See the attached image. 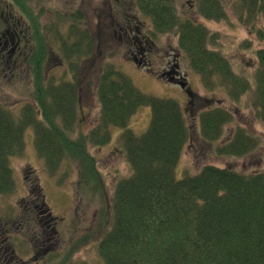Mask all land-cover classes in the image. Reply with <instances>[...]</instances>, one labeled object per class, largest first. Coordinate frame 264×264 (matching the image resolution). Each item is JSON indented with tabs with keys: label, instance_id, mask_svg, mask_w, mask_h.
<instances>
[{
	"label": "trees",
	"instance_id": "1",
	"mask_svg": "<svg viewBox=\"0 0 264 264\" xmlns=\"http://www.w3.org/2000/svg\"><path fill=\"white\" fill-rule=\"evenodd\" d=\"M12 1L31 17L35 33V48L28 60L34 101L25 102L20 114L0 101V196L15 189L11 159L24 153L28 128L34 130L36 150L50 175L65 166L78 169V190L103 194L101 171L89 148L109 145L117 130L132 174L117 182L112 206L107 203L100 213L96 234L101 235V262L96 264H264V171L247 173L207 164L197 173L177 178L176 168L192 136L182 106L173 98L144 92L112 62L101 67L98 75L96 122L76 136L84 78L80 68L95 50L94 35L80 26L81 14L71 17L67 33L60 25L48 30L27 0ZM197 1L204 18H229L222 0ZM174 2L136 0V5L151 17L157 35L179 36V46L204 88L224 87L234 101L253 90L255 117L264 125V48L256 51L258 65L250 80L235 72L226 54L211 47L218 34L182 18ZM231 9L264 41V23L255 25L264 15V0H232ZM54 43L68 62L72 80L46 75L47 56ZM142 106L152 108V118L148 129L137 135L131 122ZM234 119V113L222 105L203 111L199 118L202 138L216 143L219 156H247L262 145V137L243 125L222 140L225 127ZM34 187L43 196L39 180ZM81 240L67 246L65 255L50 264H90L73 259Z\"/></svg>",
	"mask_w": 264,
	"mask_h": 264
},
{
	"label": "rangeland",
	"instance_id": "2",
	"mask_svg": "<svg viewBox=\"0 0 264 264\" xmlns=\"http://www.w3.org/2000/svg\"><path fill=\"white\" fill-rule=\"evenodd\" d=\"M59 1L52 0L45 4L49 13L44 16L43 21L45 23L49 20L53 22L52 19L57 18L60 12L68 24L69 16H65L66 13L72 9L77 12V9H79L82 15L80 26L88 28L95 38V50L84 58L80 68L81 76L84 75V78L80 83L79 119L81 120L76 127V136L80 131L88 132L96 122L99 113L96 93L98 75L101 67L112 62L128 74L135 85L144 92L162 98H173L182 106L192 130V138L183 152L180 165L176 168L177 178H182L187 173L198 172L207 164L229 166L247 173L264 171V125L255 117L252 106L254 102L253 90L247 92L238 101L232 100L224 87H219L216 91L207 90L198 75L190 68L186 55H184L182 56L181 70L187 73L189 85L194 91V103H187V92L182 86L156 76L155 69H160L162 66L160 59H158L159 61L151 59L149 64H146L151 68H140L132 61L134 57L140 60L141 55L135 54L136 56H133L129 51L134 44L127 40L120 28L119 23L123 19V10L121 11L117 7L116 0H62L61 3ZM222 1L226 3L224 4L229 18L221 21L209 20L201 16L197 11L196 0H192L190 3L189 0H176V6L182 17L193 19L211 32L217 33L218 40L213 45L211 44V47L219 49L231 59L235 72L248 75L252 80L258 65L256 51L264 48V41L258 40L252 29L234 16L231 9L232 0ZM133 12L140 18L139 20L145 29H152L151 20L149 21L146 16H142L137 9H134ZM130 14L132 16V13ZM263 23L264 15L255 22V25L262 26ZM68 29L64 31L67 33ZM157 41L160 50L178 49L179 42L176 35H164ZM144 47L147 46L144 45ZM53 52L56 54L53 53L50 58L49 75L56 74L59 78L66 76V78L72 80L74 77L69 70L68 62L57 53V46H54ZM86 62L88 63L85 64ZM77 73H79V70ZM31 84L27 78L15 81L9 79L8 81L0 76V101L11 107L17 103L11 110L14 111L13 113L18 114L25 102L33 101V87ZM218 105L227 107L235 116L234 121L225 127L222 140L229 139L237 125H243L262 137V145L253 153L243 157L217 155L216 143L202 140L199 118L203 111ZM136 116L131 122V128L137 135H140L148 129L151 123L152 108L142 106ZM119 134L115 130L113 140L109 145L89 148L90 153L97 158L104 189L101 190L103 194L100 192L88 194L78 190V169L70 170L68 166H65L62 170L60 169L61 174L59 172L55 176H51L47 172L45 162L38 156L35 149L33 128L27 129L25 136L26 150L22 155L13 157L11 161L16 190L11 195L1 197L0 200L13 211H19L24 207L22 200L29 192L27 190L29 183L25 179L24 169L31 167L40 178L46 204L53 215L58 216L59 219L61 218L62 223V225L58 224L57 236L53 239L56 244L55 249L51 248L46 257H40V260L33 264H50L55 259H59L62 253L65 255L64 250L66 247L77 239H82V245L73 254L74 260L85 261L90 264L101 262L98 250V239L101 235L96 234L100 222V213L106 209L107 203L110 207L112 206V195L117 182L132 174V169L126 159L124 144L121 139L117 140ZM75 167L77 168L76 165ZM63 173H67V175ZM30 174L28 173L26 176L30 177ZM38 176L33 175V178L35 179ZM25 232V230L24 232H13L14 236H11L10 240H15V237L21 236V243L27 245L30 251L29 240H24V235L28 239L30 234L27 235ZM21 253L24 258L30 260L31 252Z\"/></svg>",
	"mask_w": 264,
	"mask_h": 264
},
{
	"label": "flooded vegetation",
	"instance_id": "3",
	"mask_svg": "<svg viewBox=\"0 0 264 264\" xmlns=\"http://www.w3.org/2000/svg\"><path fill=\"white\" fill-rule=\"evenodd\" d=\"M127 4L128 0H116L117 7L123 10L120 28L127 40L134 44L129 51L133 56L141 55L140 60L137 57L133 59L138 61L139 66L149 64L151 59H157V61L160 59L162 66L156 72L157 76L174 83L181 82L180 79L184 80L187 74L181 70V51L179 49L160 50L157 40L163 36H158L156 40L151 28L145 29L134 13L131 16L130 7ZM72 11L75 12L74 9ZM33 33L32 24L16 9L12 0H0V76L2 78L11 81L18 80L23 75L29 78L28 59L35 48ZM191 96L194 97L193 93ZM189 102L193 104L194 100L190 98ZM33 186L34 184H31L27 189L29 192L22 200L24 207L19 211L9 209L0 200V264H33L39 261L40 257H46L51 248L56 247L53 239L57 236V226L61 218L52 214L41 198L43 197L41 193ZM24 230L27 235L30 234L28 239L24 235V240H29L30 251L27 245L21 243V236L15 237L16 241L10 240V237L14 236L13 232H24ZM21 252H31L30 260L24 258Z\"/></svg>",
	"mask_w": 264,
	"mask_h": 264
}]
</instances>
